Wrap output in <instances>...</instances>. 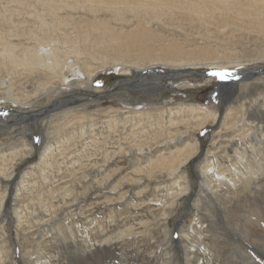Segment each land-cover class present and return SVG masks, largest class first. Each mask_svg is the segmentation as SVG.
I'll list each match as a JSON object with an SVG mask.
<instances>
[{"label":"rangeland","instance_id":"374dc122","mask_svg":"<svg viewBox=\"0 0 264 264\" xmlns=\"http://www.w3.org/2000/svg\"><path fill=\"white\" fill-rule=\"evenodd\" d=\"M24 1L20 6L15 0H0V29L5 38L23 49L37 48L36 20L41 13L47 26L41 30L47 41L42 43L43 48L68 50L70 61H91L93 68L100 70L91 88L59 85L56 77L53 84L59 87L50 96L36 98L41 86L34 77L43 68L30 72L21 69L20 74L13 70L17 90L8 93H18L19 101L28 103L29 110L42 112L28 121V114L20 117L8 109L0 123L1 203L7 191L0 215V264H31L30 258L34 264H264V258L254 257L248 263L240 258L251 251H259L264 257V246L254 250L253 235H247L243 226L254 207H264V163L263 169L255 163L258 178L250 184H246L248 171H244L247 178L239 174L242 182L237 189L226 179L218 191L211 190L204 185L201 173L208 155L222 157V170L237 164L236 146L240 144L236 142H241L240 138L236 135L233 144H226L227 134L213 138L212 132L220 128L229 105L236 109L248 98H264V69L249 82L238 79L237 92L231 99L221 91L222 79L210 73L202 75L206 64L190 65L187 71L192 72L164 77L159 88L138 86L135 81L120 87L113 96L87 97L110 90L124 78L137 80L145 69L136 72L124 65L157 62L161 67L173 64L169 58L189 63L210 57L211 51L223 55V49L250 51L253 58L260 57L251 49H264V0ZM64 1L69 4H59ZM261 65L264 67V62ZM66 69V83L87 76L78 65ZM0 75L4 79L9 73L4 68ZM145 77L151 79L153 74ZM247 84L250 91L242 96L241 88ZM71 95L79 100H62ZM62 102L65 105L61 106ZM12 103L0 100V111ZM196 104L219 108L220 116L215 126L191 128L200 141V152L178 173L189 175L192 185L172 206L170 192L176 188L175 178L163 173L155 160L162 152L174 150V144L157 145L143 154L131 150L148 144L154 135L185 130L188 113L170 116ZM57 105L61 107L56 109ZM162 109L169 112L163 114L167 120L160 118L158 111ZM137 112L143 117L152 113V118L135 116ZM140 118L153 123L134 126ZM256 121L264 133V119ZM248 135L253 137V129ZM215 138L222 139L213 147ZM255 141L259 150L263 142L258 137ZM48 147L53 152L45 157L46 164H41ZM262 151L264 158V145ZM251 153L248 147L249 160L254 159ZM227 159L232 161L230 165ZM16 210L23 215L25 229L17 227ZM169 210L173 213L168 217ZM60 224L65 227V235L57 234ZM200 224L205 233L198 241L196 228ZM186 232L190 238L182 236ZM168 246L174 251L172 263L167 258ZM207 247L210 251L206 253ZM235 249H241L240 253ZM30 251L35 252L31 257Z\"/></svg>","mask_w":264,"mask_h":264},{"label":"bare ground","instance_id":"6f19581e","mask_svg":"<svg viewBox=\"0 0 264 264\" xmlns=\"http://www.w3.org/2000/svg\"><path fill=\"white\" fill-rule=\"evenodd\" d=\"M15 1L18 2L20 4V6H24L26 3V1H24V0H15ZM54 3L56 4L57 2H54ZM47 4H48V2H45L43 5L47 6ZM59 4H69V1H67L66 3H65V1L59 2ZM1 13H2V11H1ZM1 13H0V16H1ZM18 14H21V13H18ZM36 22H37V24H39L36 26V28L38 29V34H36V32H33V33L36 34V40L38 41L39 46L37 48L26 47L25 49H23L21 47H18L17 45H15L11 41H9V39L5 38L3 36V33L1 32V29H0V72L4 68H6L7 73H9V75L7 76L8 78H4V77H6V76H4L3 77L4 79H0L1 80L0 85L3 87V91L0 92V100H3L4 103L6 101H9V100L13 101V103L11 104L12 106H10V107L2 106L3 108H1V109H4V112L0 116L1 120H2V121H0L1 125L3 123V120H5V117H6L5 113H6V110H8V109H10V111L12 113L14 112V114L17 113L18 116H20V117L22 115H24L25 113L28 114V116L26 117V120H28V119L30 120L31 118L33 119L34 115H36V114L40 115L42 112V109H39L38 112L29 110L28 103L19 101V100H21V96H19L18 93H15V94L14 93H12V94L8 93V90L13 91V89L16 88V79H15L16 76L14 77L12 75V73H14L13 70H15L16 72H18L20 74V72L21 71L23 72V70H25V71L29 70L28 72H30V70H33V69L39 70L40 68H43V70L38 74L35 71L36 76L34 78L37 79L38 84H40V86H41L40 90H38L37 94L35 95V98L36 97H44L45 95H49V94L51 95V92H54V90H56V88L59 87V85H64V86L67 85L70 87L77 86L80 88H83V87L91 88L94 76L96 75L97 70H100V67H97L96 69H94L92 64H91L92 63L91 61L90 62L89 61H80L78 58L76 60L70 61L69 60L70 52L68 50L60 51L59 49H55L52 47L49 49L43 48L42 43L47 42V41H44L45 37L41 36V30H45L47 28V26H46V20L41 15V13H38ZM14 25L17 26L16 24H14ZM137 41H138V39L133 40V42H137ZM256 48L255 49L252 48L251 50L252 51L256 50V52L258 54H260V57H257V58H253L252 56H254V55L250 54L251 53L250 51H248L249 54L244 52L246 55L243 56L242 54H244V53L242 50L240 52L239 51L238 52L237 51L231 52V50L224 51L225 49H223V53H222L223 55H220L216 51H211L210 57H208L206 59H200L198 61H192L189 63H184V62L180 61L179 59L169 58V60L171 62H173V64H164V66H166L164 68H166V70L168 69V71H165V74H160V73L158 74L156 72H151V73H153V78L149 79V78L145 77V78L141 79L140 82H138L139 84L138 83H136V84L138 86H140V85L141 86H147V87H150L153 89L159 88L160 82L163 80L164 77L175 76L176 74H184L187 72V70H191L190 65L206 64L207 68H206V70H203L206 73H210L211 70H213V69H229L230 67H233V69H229V70H231V73H232L231 76L229 78L222 79V85H220V87L222 86L221 91L222 92L226 91V93L228 94V97H230V99H231V96H234L235 95L234 93L237 92V88H238V84H239L238 81L240 79H241V81L249 82L247 80H250L251 77L254 76L257 72L264 69V67H262V65H261V63L264 62V49H261V47L260 48L258 47L257 49ZM248 55H250V58H248ZM259 59H262V61H258ZM156 64H158V63L157 62H151L149 66H145V65L144 66H141V65H137V66L124 65V67H132L137 72L138 70H142L144 68L145 69H148L150 67L156 68V66H155ZM75 65L79 66L80 72H84V73L86 72L87 73V76L84 78L85 80L74 79L72 82H67V83L64 82L66 75H67V72H66L67 69L66 68L71 67V70H72ZM157 67H159V66H157ZM194 67H196V66H194ZM26 74H28V73H26ZM28 77H31V76H29V74H28ZM56 77H58V79H59L58 81L61 82L58 86H57V83H56V85H54L55 83L53 82L54 79H56ZM19 81L21 82L22 80H19ZM28 81H30V79ZM36 82H34V83H36ZM123 82L127 83V85L130 86V83H132V80L129 78H124L122 80V82H120L118 84H121ZM118 84L114 85L115 89L117 88ZM223 86L225 89L223 88ZM144 88L145 87H143V89ZM19 89H20V87H19ZM118 89L119 88H117V90L113 94H115L118 91ZM15 90H17V89H15ZM35 90H36V88H35ZM241 91H242V94H241L242 96H247L248 94H246V95H244V94L250 91L249 84L242 86ZM103 92L104 91L98 92V93H103ZM113 94L111 96H113ZM78 100H79L78 98L73 97V101L77 102ZM67 104H69V102H67L66 105ZM60 105L61 106L65 105V102H62ZM60 105L59 106L57 105L55 108L56 109L60 108L61 107ZM204 105L203 106H199L198 104L188 105V106H185L184 108L180 109L178 112L172 113V115L170 117H173L175 114L180 115L182 113H184V114L188 113L190 115V118L188 117V119L186 120L187 123L185 126V128H186L185 130H181V129H177L176 131L171 130L170 132H166L164 134L162 133L160 137H157V135H154L148 144L139 145V146H137V148L131 150V151H136L137 153L143 154L145 152L149 153V151H151V149L153 147H156L157 145L158 146L159 145H162V146L170 145L171 146L172 144H174L173 147L171 146L172 148H174V150H171L169 154L162 152V154L160 155L161 157L157 156V159L155 160L159 164L158 167H161V170H163V173H166L167 175L175 178L174 183L176 184V188L173 187L172 191L170 192L171 196H173V200L171 202L172 206H174L177 199L180 196H182V194L183 195L187 194L188 191L191 189L192 184L190 183L189 175H186L185 173H182V174L178 173L180 168L183 167L190 160V158H192L194 155H196L197 152L199 151V148H201L199 145L200 141H198L197 136L192 134L191 130L194 127H198L197 129H200L202 127H206V125H209V124L211 125L210 127L215 126L217 121L219 120V116H220L219 115L220 112L218 110L219 108L215 109V108H212L206 104H204ZM12 108H16L17 110L12 109ZM18 110H21V111H18ZM48 110H50V109H47V111ZM227 110H229V111L226 113L225 117L221 120L220 128L218 130L213 131L212 135L214 138L215 136L220 137V134L221 135L227 134L226 135L227 138L224 139V142H227L226 144H233L236 141V135H237V138H240L241 142H236V143L240 144L239 147L236 146V148L238 150V155L235 157V160H236L235 163H237V164L236 165L231 164L232 161H229L227 159L228 161L226 163H228L229 165L231 164L232 166L229 169L222 170L221 169V163H220V162H222V157L218 156V155H215V157H213V155H208V156H206L204 163L202 164V167H201V173H202L204 185L207 186L211 190L216 189L217 191L220 189L223 181L226 179H229V181L233 183V184H228L229 186L232 185L234 188L237 189L238 188L237 185H239V183L242 182L240 180L241 177L239 174H242L245 177L246 173L244 171L249 172V177L246 180V182H247L246 184H250L251 183L250 181H254L258 178V172L256 169L257 166L255 165V163L258 165L259 169H263L262 163H264V158H263V154H262V152H263L262 146L264 145V133L261 131V130H263V127L259 126L258 122L256 121L257 119L259 121L264 119V98L262 100H258V98H254V99L249 100V98H248V100L241 101V105L237 106L236 109H235L234 105H229V108ZM47 111H43V112H47ZM166 111L168 112V110H163V109L158 111V113L160 114V118L163 117L162 118L163 120L164 119L167 120L166 117L164 118V116L167 114V113H165ZM0 113H1V111H0ZM138 113L139 112H137L135 116L138 115V117H143L142 114H138ZM163 114H164V116H163ZM189 115H187V116H189ZM147 116H148V118L151 119L152 113L144 115L143 118H145ZM126 118H129V117H126ZM143 118L135 120L134 126L143 125L146 122H148L149 124L153 123V120H151L152 123H150V121H147ZM9 119L12 120L13 117L9 118ZM193 119L195 120V123L193 122ZM248 119H251L252 121H249ZM171 120H172V123L174 125L178 124V121H175V120L173 121V119H171ZM237 120L240 122L239 124L236 123ZM141 123H143V124H141ZM251 123H253V125ZM248 124H250V125H248ZM164 125L166 126L167 122H165ZM251 129H253V137L251 135L250 136L248 135L249 131ZM236 130L240 131V133L238 132V134L236 133V134L232 135ZM190 132H191V135H189ZM164 136H166V137H164ZM257 137L260 141L263 142V145L262 146L260 145L261 148L259 150L255 149V147H256L255 146V143H256L255 140H257ZM221 139L222 138H220V139L215 138L214 142H213V147ZM247 139H249L252 143L249 142ZM176 143L179 145H176ZM243 145L245 147H243ZM248 147L252 148L251 155L254 157V159H252V160H249L247 158ZM218 148H220V147H218ZM52 152H53V149L51 147L44 149L43 156H42V159L40 160V163L46 164L45 161L47 159L45 157L52 154ZM209 152H213V151L210 150ZM227 153H228V151L225 152V154H227ZM215 154H217V153H215ZM243 168H245V169L243 170ZM163 173H161V174H163ZM149 174L151 175V173H149ZM154 174H152V175L154 176ZM231 174H232V176L228 177ZM245 178H247V177H245ZM24 182H25V180H24ZM244 190H243V192H244ZM6 194H7V191L5 190V192L3 193V196H2L3 201H2V203L0 202V215L2 214V210H3L5 199H6ZM19 194H20V189H19L18 195L16 197H19ZM159 199L160 198H158L157 200H159ZM160 203L162 204V202H160ZM172 213H173L172 210H169V213L167 214V216L169 217ZM15 214L18 215L17 216L18 218H16L18 221L17 227L20 229H25V227L23 226V223H25V222L23 219V215H21L22 213L20 214L16 210ZM202 224H200L196 228L198 241H200L199 239H203L202 236L205 233V229H204V226ZM243 226H244V232L247 235H251V233L253 235V239L256 242L255 243L256 246H254V247L252 246L253 249L255 250V248H256L257 250H261L264 246V207H261V206L254 207L253 211H251V214H249L247 216L245 224ZM192 228L194 229V227H192ZM64 230H65L64 225L60 224L57 227V231H58L57 234L65 235ZM128 234H131V232ZM182 236L190 238L191 234L186 232L185 234H182ZM248 240H249V238H248ZM180 241H181V239H180ZM183 246H185V245H183ZM188 251H190V250H188ZM204 251L207 253L210 250L207 247V248H205ZM236 251L237 250L235 249V252ZM239 251H241V249L237 251L238 254L240 253ZM34 253L35 252L30 251V254H29L30 257ZM167 255H168L167 258L169 259L168 261L171 262L173 257H174V251L169 246L167 247ZM188 256H190V253ZM5 257L6 256L3 253V256L1 257V261L3 263L5 262L4 261ZM37 257L38 256H36V258ZM254 257H256V258L258 257L259 260L264 258L263 256H261L259 254V251L258 252L257 251H255V252L251 251L250 253L249 252L243 253L240 258H242L243 261L248 263V262L254 260ZM40 259H41V257L38 258V260H40ZM29 261L31 264L35 263V261L32 260L31 258ZM262 263L263 262H261V264ZM190 264H192V263H190Z\"/></svg>","mask_w":264,"mask_h":264},{"label":"water","instance_id":"95a60500","mask_svg":"<svg viewBox=\"0 0 264 264\" xmlns=\"http://www.w3.org/2000/svg\"><path fill=\"white\" fill-rule=\"evenodd\" d=\"M156 66V68H148V69H144L143 71H141L142 73H140V76H139V78L137 79V80H132V83H134L135 81L136 82H140L141 81V79H143V77H145L148 73H151V72H156V73H160V74H165V71H166V68H164L165 66H161V67H157L158 65H155ZM164 69V70H163ZM188 72V71H187ZM186 72V73H187ZM189 72H192V71H189ZM188 72V73H189ZM201 73H202V75H205V74H207L205 71H201ZM151 74H153V73H151ZM132 83H130V84H132ZM127 86H129V85H127V83H121V84H118L117 85V88H120V87H127ZM117 88L115 89V87L114 88H111L110 90H108V91H106V92H103V93H92V94H87V97L88 98H102V97H104V96H106V95H109V96H111L113 93H114V91L115 90H117ZM73 97H75V98H77V95H71L70 97L69 96H67V97H65L64 99H62V100H65L66 98H73ZM1 112H4V109L3 110H1ZM2 115V114H1Z\"/></svg>","mask_w":264,"mask_h":264},{"label":"snow or ice","instance_id":"6c2138e0","mask_svg":"<svg viewBox=\"0 0 264 264\" xmlns=\"http://www.w3.org/2000/svg\"><path fill=\"white\" fill-rule=\"evenodd\" d=\"M231 74V70L229 69H213L210 72V75L216 76L219 79L229 78Z\"/></svg>","mask_w":264,"mask_h":264}]
</instances>
